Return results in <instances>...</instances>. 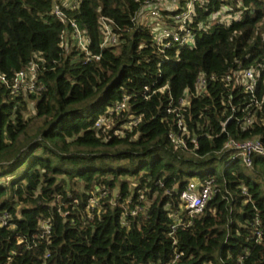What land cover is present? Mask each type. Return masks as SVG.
Here are the masks:
<instances>
[{"label": "trees", "instance_id": "1", "mask_svg": "<svg viewBox=\"0 0 264 264\" xmlns=\"http://www.w3.org/2000/svg\"><path fill=\"white\" fill-rule=\"evenodd\" d=\"M55 5L87 31L89 52L99 60L70 41L60 47L62 32L71 29L53 13ZM139 6L135 0H0V75L10 80L35 61L42 87L11 95L0 84V218L9 216L8 226L0 225V264H264V156L254 155L247 167L221 151L228 135L259 137L264 145V104L242 131L237 122L247 98L236 91L233 112L221 104L222 83L209 84L185 114L199 136L198 147L187 150L170 143L176 118L166 112L169 98L192 90L200 72L220 79L259 67L261 93L264 0H206L195 10V46L164 53L147 28L133 26ZM222 8L239 20L195 27ZM101 17L113 21L116 46L100 48ZM123 96L127 111L110 116L105 140L94 123ZM130 116L140 118L137 127L113 136ZM209 155L227 157L228 164L220 173H197ZM191 179L211 180L210 198L192 219L182 213L188 225L170 234Z\"/></svg>", "mask_w": 264, "mask_h": 264}, {"label": "built area", "instance_id": "2", "mask_svg": "<svg viewBox=\"0 0 264 264\" xmlns=\"http://www.w3.org/2000/svg\"><path fill=\"white\" fill-rule=\"evenodd\" d=\"M135 2L139 3L140 6L131 19L133 26H143L147 28L151 34L153 45L160 49L162 53L176 45L188 48H193L195 46L197 38L193 28L195 10L196 7H203L206 0H144L143 2L135 0ZM65 3L66 2L64 1V4ZM61 6L55 5L53 13L59 19L61 24L69 26L71 31L69 32L64 30L62 32L60 47L67 46L70 41L76 48L84 51L87 58L99 60L98 55H92L89 52L90 39L87 31L80 30L76 22L74 20H70L61 10ZM72 7H77V4H73ZM229 12L230 10L222 8L220 11L213 13L209 17L206 24L198 23L195 27L199 31H206L208 28L217 23L228 24L233 20H239V14L231 15ZM98 23L99 30L102 35L100 48L104 49L116 46L120 42V39L113 32V21L106 17H101L99 18ZM38 69V63L32 61L25 69L16 72L10 80H8L5 76L0 75V84L8 88L11 95H17L18 93L26 95V93L40 91L42 87L37 85ZM260 79L261 69L259 67H250L247 69L238 68L232 73L222 76L220 79H218L215 75L207 76L205 73L200 72L192 90H184L177 101H174L171 97L169 98L170 102L166 112L168 115H174L176 118V130H172L168 134V139L174 149L187 150L198 147L199 136L189 131L185 122V114L188 107L191 105V101L205 95L209 84L216 83V81H219L223 85V90L220 92L221 104L225 105L227 103L228 106L232 107L233 112L237 111V109L233 106L235 92L239 91L247 98V101L244 103V108L241 110L246 114L243 118L238 120L237 124H240V129L242 131L250 127L253 123L254 113L261 109L264 104V82L260 93ZM144 90L148 91V88L145 87ZM147 98L148 97H146V99ZM127 104L128 97L123 96L121 101L116 103L114 107L107 109L106 114H108V116L104 114L95 121L94 128L96 131H100L103 134L105 140L111 138L110 132L113 124L110 116L113 114L118 115L127 111ZM249 108H253V112H249ZM233 115L220 124L219 134L227 132V127L233 120ZM139 122L140 118L130 116L129 120L121 127V130L113 131V136L122 137L124 131L132 130L137 127ZM204 135L208 139L213 137L210 134ZM221 151L224 153H234V157L241 158L243 163L247 167H250L254 155L264 156V145L259 137L238 141L228 135ZM211 191V180H204L200 182L197 179H191L189 181L186 188L180 192L179 197L181 200V206L180 210L172 215L173 224L171 225L170 234L174 233L178 227L188 225L189 220L187 222H183V218L181 217L182 213L186 212L188 219H192L194 216L202 213L207 201L210 198ZM101 195L104 196L105 193L102 192ZM96 201L97 200L95 198H91L90 204L95 205ZM8 222V214L3 213L0 218V225L4 227L8 226ZM43 227L45 233L49 234V225L45 224ZM175 258L177 259L178 255H176ZM171 264H174V262Z\"/></svg>", "mask_w": 264, "mask_h": 264}, {"label": "rangeland", "instance_id": "3", "mask_svg": "<svg viewBox=\"0 0 264 264\" xmlns=\"http://www.w3.org/2000/svg\"><path fill=\"white\" fill-rule=\"evenodd\" d=\"M29 112L31 113V110H29ZM203 160L209 161V164L205 166L204 168L199 167V169L197 170V173H205L209 170H215L217 173H220L228 164L227 157L219 159L216 156L209 155V156H206ZM240 162L239 164L241 165L242 162L241 163ZM131 182H133L132 184H135V181H131ZM131 188H133V185H131Z\"/></svg>", "mask_w": 264, "mask_h": 264}]
</instances>
